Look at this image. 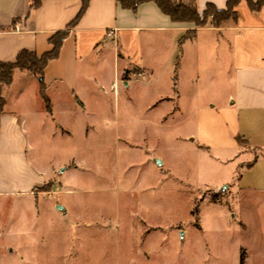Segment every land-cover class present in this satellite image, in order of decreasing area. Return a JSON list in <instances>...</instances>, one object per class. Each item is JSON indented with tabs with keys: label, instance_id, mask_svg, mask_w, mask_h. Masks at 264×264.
I'll return each mask as SVG.
<instances>
[{
	"label": "crops",
	"instance_id": "0c3cea01",
	"mask_svg": "<svg viewBox=\"0 0 264 264\" xmlns=\"http://www.w3.org/2000/svg\"><path fill=\"white\" fill-rule=\"evenodd\" d=\"M195 1L201 15L208 3L219 9L228 3ZM82 2L42 0L39 7L30 9L31 0H0V62L15 61L24 49L38 54L49 51L50 37L67 29ZM235 11L236 19L219 24L210 19L196 26L194 22L174 21L154 1L133 10L118 0H89L84 14L69 28L58 57L46 65L42 79L51 111L42 97L38 75L16 70L12 82L4 87L0 195L30 193L39 199L55 192L71 193L74 189L67 170L60 176L59 188L44 190L55 176L49 178L36 170L34 129L52 124L65 130L62 115L86 114L101 93L114 92L117 97L123 89L137 88L139 78L147 85L174 75L175 104L183 108L181 99L187 93L194 115V130L188 136L191 147L227 169L218 182L204 185L215 190L230 187L238 200L234 217L239 223L232 226L234 241L220 219L199 217L195 226L205 234V257L211 264H264V5L254 11L241 0ZM238 136L246 143H240ZM54 205V214L68 221L72 206L65 202ZM37 207L40 210L39 204ZM72 218L68 225L84 227L82 219ZM209 232H213L212 238ZM88 237L75 236L69 248L74 258ZM61 240V236L57 238ZM45 242V236L31 233L17 257L27 259L28 264H57L55 259L61 254L40 250L46 248Z\"/></svg>",
	"mask_w": 264,
	"mask_h": 264
},
{
	"label": "rangeland",
	"instance_id": "374dc122",
	"mask_svg": "<svg viewBox=\"0 0 264 264\" xmlns=\"http://www.w3.org/2000/svg\"><path fill=\"white\" fill-rule=\"evenodd\" d=\"M139 79L137 88L117 97L101 93L86 114L62 115L65 130L34 129L36 170L55 176L45 189L59 188L67 170L74 190L39 199L0 195V264H28L17 256L31 233L46 237L40 250L61 254L57 264H211L199 217L220 219L234 241L237 196L230 187L204 185L227 169L191 147L195 120L187 93L179 109L174 75L147 85ZM56 202L70 204L72 216L89 228L68 225L71 215L68 221L55 215ZM108 222L111 227L102 226ZM81 234L89 237L74 258L69 248Z\"/></svg>",
	"mask_w": 264,
	"mask_h": 264
},
{
	"label": "trees",
	"instance_id": "16d2710c",
	"mask_svg": "<svg viewBox=\"0 0 264 264\" xmlns=\"http://www.w3.org/2000/svg\"><path fill=\"white\" fill-rule=\"evenodd\" d=\"M118 1L124 8H130L133 10H136L138 5H140L143 2L154 1L157 3L160 9L164 13L169 15L174 21L194 22L196 26H203L207 24L210 19L214 24H219L220 22L231 18L236 19L238 14L235 11V7L238 5V3L241 0H228L227 7L225 9H219L213 3H208L207 8L202 15L198 11V7L196 5L195 0H118ZM246 1L254 11L259 10L262 7V5H264V0H246ZM41 3L42 0H31L30 9L39 7ZM88 3L89 0H83L82 8L80 12L76 16V18L69 23L67 29L59 30L50 37L49 41L52 47L49 51L43 54H38L35 51H29L24 49L18 53L15 61L0 62V117L4 112V106L6 103V98L4 97L3 90L6 85H9L12 82L14 72L16 70L29 71L43 78L46 65L51 59L58 57L62 46V42L67 37L69 28H72L78 22V20L84 14L88 6ZM188 36H191V34ZM41 81H42L41 94L46 102L47 109L51 111L50 99L46 94V88L43 83V79H41ZM237 138L240 143L242 144L246 143L245 139L239 136ZM43 188L44 190H49V189H45V186ZM241 259L243 260V254Z\"/></svg>",
	"mask_w": 264,
	"mask_h": 264
},
{
	"label": "built area",
	"instance_id": "2783aa9c",
	"mask_svg": "<svg viewBox=\"0 0 264 264\" xmlns=\"http://www.w3.org/2000/svg\"><path fill=\"white\" fill-rule=\"evenodd\" d=\"M111 34H112V32L109 33V35H111Z\"/></svg>",
	"mask_w": 264,
	"mask_h": 264
},
{
	"label": "water",
	"instance_id": "95a60500",
	"mask_svg": "<svg viewBox=\"0 0 264 264\" xmlns=\"http://www.w3.org/2000/svg\"><path fill=\"white\" fill-rule=\"evenodd\" d=\"M40 79H42V77H40Z\"/></svg>",
	"mask_w": 264,
	"mask_h": 264
}]
</instances>
